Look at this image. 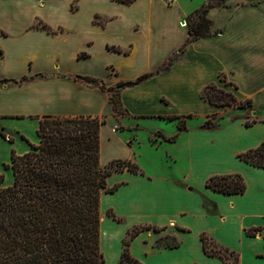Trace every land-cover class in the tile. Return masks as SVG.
<instances>
[{"label":"crops","instance_id":"crops-1","mask_svg":"<svg viewBox=\"0 0 264 264\" xmlns=\"http://www.w3.org/2000/svg\"><path fill=\"white\" fill-rule=\"evenodd\" d=\"M228 2L209 11L216 33L185 45L193 11L182 0H0V129L9 138L30 137L35 129L31 140L38 144L45 116L114 115L109 92L84 78L116 86L156 72L174 55L167 70L121 90L129 117L169 121L223 113L226 106L202 97L211 82L252 100L257 121L250 126L245 109L217 129L167 132L158 122L153 130L163 134L161 141L148 148L163 147L169 161L150 171L137 161L129 133L101 125V164L132 159L141 168L111 175L110 187H118L101 197V264H122L124 238L141 226L129 251L143 264H225L205 251L203 233L236 252L238 264H264V167L239 156L264 142V0ZM177 134L174 142L163 137ZM230 173L244 177V193L207 186L210 176Z\"/></svg>","mask_w":264,"mask_h":264},{"label":"trees","instance_id":"trees-1","mask_svg":"<svg viewBox=\"0 0 264 264\" xmlns=\"http://www.w3.org/2000/svg\"><path fill=\"white\" fill-rule=\"evenodd\" d=\"M227 1L205 0L189 15V37L185 45L216 33L209 11L213 7L224 6ZM177 57L174 55L167 59L156 72L142 74L134 80L119 81L116 86L106 87L97 79H84L94 85L102 84L110 94L116 114L122 104V89L167 70ZM219 77L226 82L222 73ZM202 97L217 106L237 104L239 108H247L248 104L251 111L254 110L251 99H239L234 91L216 82L203 88ZM249 114L250 110L245 118L250 126L257 119ZM223 118L220 113L211 114L202 128L217 129ZM105 122L106 119L99 116H45L38 129L40 142L31 144V149L21 155L13 150L11 162L6 164L13 170V185H4V174L0 171V264H101L104 261L100 247L101 190L113 192L117 189L118 185L107 186V178L114 171L141 172L139 164L132 159H114L107 165L100 164V128ZM185 128L186 122H181L179 129ZM0 134L7 137L1 129ZM157 134L163 135L161 132ZM177 136L163 137L174 142ZM239 156L255 166L264 167V142ZM207 186L226 194L244 193L247 188L244 177L239 173L210 176ZM144 228L135 227L125 239L122 264H143L131 255L129 240ZM256 231L249 230L248 234L255 235ZM202 241L209 255L219 256L225 264H233L229 256L234 255L238 262L236 252L214 244L206 233L202 234ZM166 245L174 247L177 242Z\"/></svg>","mask_w":264,"mask_h":264},{"label":"rangeland","instance_id":"rangeland-1","mask_svg":"<svg viewBox=\"0 0 264 264\" xmlns=\"http://www.w3.org/2000/svg\"><path fill=\"white\" fill-rule=\"evenodd\" d=\"M228 1L224 5V7H227V5L229 4ZM182 2L185 4L188 10V13H190L196 10L198 7H200L204 3V0H182ZM211 16L212 18L215 17V13H211ZM242 100H245V99H242ZM246 106L247 108H239L237 104L226 106L225 107L226 111H224L223 113H220V115L224 116V118L220 121V126L226 123L227 121L232 120L234 117H239L238 115H236L238 113L237 109H245L247 110V112L248 110H250L251 112L249 105L247 104ZM126 116H128V113L125 111L123 105L120 104L117 109L116 114L114 113L113 115V113H111V116H107L105 119H106V122L110 123L115 130L120 131V133L126 138H129L127 133L130 134V139L133 141L135 148L137 150V153H138L137 161L147 171H150L155 166V164H157V162L160 165H163V164L167 165L166 163L169 161L167 160L168 156H167V159L165 158L166 152L163 147L162 149H159V151L151 150L148 148L149 144H152L153 146H158V144L161 141V137L159 136V134H157V132L153 130L155 126L159 124L158 122H162L166 124V131L171 132L173 131L174 128L179 127V124H181V122H186V121H187V126H186L187 128L189 127L201 128L205 120L207 119V117H203L198 114L196 115L192 114V116L190 117L187 114V118H178L176 120H169V121L168 120H156V119L139 120V119L131 118L129 116H128L129 118L126 119ZM249 116L251 118H254L253 116H251V113L249 114ZM216 119L219 120L218 118ZM123 128L125 130H123ZM128 129L130 131H127ZM29 135L30 137L24 136V138L22 137L18 138L14 136H12V138H9L8 136L4 138L3 137L0 138V171L4 174V185L5 186H10V185H13L14 183L13 170L11 168L6 167V164L11 162V156H12L13 150H15L17 154H20V155L24 154V153H19V152L25 148L30 149V145L33 144L31 138L34 140H37V132L35 129H30ZM107 153H109V151ZM117 172L119 171H114L111 175L113 176ZM111 175L107 178L108 187H110L111 185ZM104 192H105L104 189L101 190V197L103 196ZM101 197H100V211H101V217H102V215L105 212L101 207ZM128 237L129 235H126L124 239H127ZM229 261L233 264H238V262L234 258V255L229 256Z\"/></svg>","mask_w":264,"mask_h":264},{"label":"built area","instance_id":"built-area-1","mask_svg":"<svg viewBox=\"0 0 264 264\" xmlns=\"http://www.w3.org/2000/svg\"><path fill=\"white\" fill-rule=\"evenodd\" d=\"M173 1H174V0H167V2H170V3L173 2Z\"/></svg>","mask_w":264,"mask_h":264}]
</instances>
